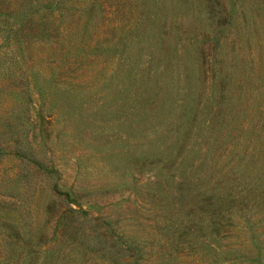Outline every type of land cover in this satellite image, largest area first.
<instances>
[{"label": "rangeland", "instance_id": "rangeland-1", "mask_svg": "<svg viewBox=\"0 0 264 264\" xmlns=\"http://www.w3.org/2000/svg\"><path fill=\"white\" fill-rule=\"evenodd\" d=\"M0 264H264V0H0Z\"/></svg>", "mask_w": 264, "mask_h": 264}]
</instances>
